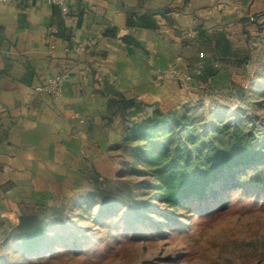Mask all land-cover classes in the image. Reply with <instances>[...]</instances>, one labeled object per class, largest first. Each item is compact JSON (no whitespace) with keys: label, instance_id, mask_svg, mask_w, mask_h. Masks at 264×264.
I'll return each instance as SVG.
<instances>
[{"label":"crops","instance_id":"1","mask_svg":"<svg viewBox=\"0 0 264 264\" xmlns=\"http://www.w3.org/2000/svg\"><path fill=\"white\" fill-rule=\"evenodd\" d=\"M65 1L63 9L0 0V219L13 225L21 203L46 205L81 194L98 163H118L123 121L111 104L115 93L167 111L180 108L194 87L250 72L222 69L188 90L171 77L198 71L197 31H224L234 42L250 36L243 23L235 31L240 16L229 3ZM144 15L153 17L154 28L131 24ZM63 72L69 78L57 101L34 93Z\"/></svg>","mask_w":264,"mask_h":264},{"label":"rangeland","instance_id":"2","mask_svg":"<svg viewBox=\"0 0 264 264\" xmlns=\"http://www.w3.org/2000/svg\"><path fill=\"white\" fill-rule=\"evenodd\" d=\"M217 2L229 3L240 16L235 31L241 32L239 22L245 24L252 52L250 72L237 81L225 77L194 87L181 107L188 106L189 132L199 147L204 143L230 151L248 146L256 151L264 148V0H213ZM118 158L111 166L97 164L102 189L107 188L106 179L134 184L140 180L132 176L136 169L130 151L123 149ZM243 173L248 175L243 181L215 188L221 196L210 209L224 206L219 212L207 215L200 202H187L175 212L176 227L162 233L146 223L123 222L122 207L103 211L98 185L89 183L81 194L46 203L64 210L65 225L50 227L54 249L17 258L14 264H264V193L246 189L263 179L264 166L238 176ZM134 186L136 198L147 199ZM151 216L155 223L162 222Z\"/></svg>","mask_w":264,"mask_h":264},{"label":"trees","instance_id":"3","mask_svg":"<svg viewBox=\"0 0 264 264\" xmlns=\"http://www.w3.org/2000/svg\"><path fill=\"white\" fill-rule=\"evenodd\" d=\"M131 24L136 28L156 26L149 15ZM196 41L199 67L198 73L192 75L191 84L206 85L222 69H233L241 75L250 71L249 37L234 42L224 31L201 29L197 31ZM111 104L123 121L124 149L130 151L136 169L132 176L140 180L134 184L106 179L107 188L102 189L95 170L91 180L98 185L102 210L109 213L113 208H124L122 221L127 224L146 223L161 233L165 228L173 230L179 223L175 212L187 202H200L202 211L213 215L224 207L210 209L221 196L214 191L218 185L243 181L248 175L238 176L239 172L264 166V148L255 151L248 146L235 147L229 151L204 147V143L199 147L197 137L189 132L191 117L187 105L165 111L158 104H147L119 92ZM134 185L147 199L136 198ZM246 189L263 194L264 176ZM19 211L17 225L0 219V264H14L17 258L51 252L55 239L50 235V227L65 225L61 207L21 203ZM150 214L162 222L155 223Z\"/></svg>","mask_w":264,"mask_h":264},{"label":"built area","instance_id":"4","mask_svg":"<svg viewBox=\"0 0 264 264\" xmlns=\"http://www.w3.org/2000/svg\"><path fill=\"white\" fill-rule=\"evenodd\" d=\"M48 5H58L63 9L66 8L65 0H39ZM172 79L180 81V86L184 90L190 88L192 83V76L187 77L186 79H180L176 74L171 75ZM69 78L68 72H63L54 76L47 78L44 82L40 83L34 87V93L39 95H44L48 97L51 101L55 102L62 97L64 92V83Z\"/></svg>","mask_w":264,"mask_h":264}]
</instances>
